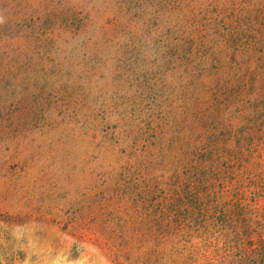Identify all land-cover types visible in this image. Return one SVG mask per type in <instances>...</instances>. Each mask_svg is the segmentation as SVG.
<instances>
[{
    "label": "rangeland",
    "instance_id": "rangeland-1",
    "mask_svg": "<svg viewBox=\"0 0 264 264\" xmlns=\"http://www.w3.org/2000/svg\"><path fill=\"white\" fill-rule=\"evenodd\" d=\"M258 10L264 0H0V264H159L144 191L206 186L222 203L241 175L236 140L257 148L249 165L264 155L263 31L243 21ZM188 238L201 264H221Z\"/></svg>",
    "mask_w": 264,
    "mask_h": 264
},
{
    "label": "trees",
    "instance_id": "trees-1",
    "mask_svg": "<svg viewBox=\"0 0 264 264\" xmlns=\"http://www.w3.org/2000/svg\"><path fill=\"white\" fill-rule=\"evenodd\" d=\"M243 21L254 25L257 31L262 29L263 33L259 36L264 40V10L245 16ZM236 45V51L241 53L255 47L254 43L237 42ZM262 53L264 54V45ZM3 55L0 52V57ZM201 124L203 127L208 126L207 123ZM258 126V135L264 136V113L259 112ZM249 130L246 126V131ZM162 135L161 128L159 136ZM252 145L248 139L236 140L234 148L237 156L243 157V164L239 167L241 175L233 188L231 184L227 187L222 203L215 200L206 201V186L203 189L185 186L178 192L174 191V199L154 195L147 200L145 195L151 192L147 194L144 191L140 204V209L145 212L147 218L143 237L153 240L158 247L154 253L160 255L156 258L159 264L160 261L169 264L168 260H171V264L177 255V264H201L200 262L205 261L201 256L196 259L199 250L193 252L189 248L191 239L188 237H192V230L196 237L203 241V252L213 247L215 253H220L219 258L224 254V258L220 260L221 264H264V205L262 208L256 207L259 200L264 202V155L259 153V161L249 165V158L246 159L243 155L251 156L253 151L257 150L252 149ZM228 178L233 180L232 177ZM207 234L210 235V240L213 238V244L207 242ZM177 245H181L180 253H177ZM230 255L232 259L227 260Z\"/></svg>",
    "mask_w": 264,
    "mask_h": 264
}]
</instances>
